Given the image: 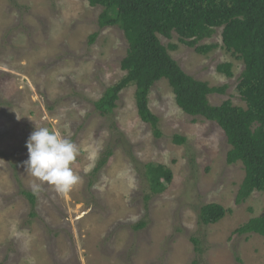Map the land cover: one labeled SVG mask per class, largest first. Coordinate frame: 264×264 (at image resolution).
<instances>
[{
    "label": "rangeland",
    "instance_id": "374dc122",
    "mask_svg": "<svg viewBox=\"0 0 264 264\" xmlns=\"http://www.w3.org/2000/svg\"><path fill=\"white\" fill-rule=\"evenodd\" d=\"M101 12L87 0H0V262L264 264V237L234 232L264 212V191L236 203L244 169L240 161L226 162L230 145L216 122L183 112L164 78L148 95L160 137L138 116L134 85L119 93L112 115L94 109L125 74L120 60L128 47L118 27H98ZM220 32L199 42L217 44L203 55L175 33L159 39L177 45L169 53L186 73L226 86L208 94L210 104L230 99L245 106L236 90L243 63L222 47ZM222 62L232 63V76L216 70ZM35 127L70 134L80 151L72 167L81 180L63 194L45 186L31 215L19 190H30L33 180L22 162ZM175 134L186 141L175 143ZM109 141L112 152L94 171ZM149 162L169 167L173 178L146 202L140 171ZM209 202L229 211L216 223H199V208ZM139 221L145 225L136 228Z\"/></svg>",
    "mask_w": 264,
    "mask_h": 264
},
{
    "label": "trees",
    "instance_id": "16d2710c",
    "mask_svg": "<svg viewBox=\"0 0 264 264\" xmlns=\"http://www.w3.org/2000/svg\"><path fill=\"white\" fill-rule=\"evenodd\" d=\"M87 1L91 7H102L97 18L98 27H118L128 43L125 56L120 60V68L125 74L93 102L94 109L102 116L112 115L119 93L134 85L137 114L150 126L153 135L160 137L159 117L150 110L148 95L153 84L164 78L172 89L176 105L183 112L214 121L223 130L230 145L226 162L240 161L244 169L236 203L244 201L254 190L264 191V0ZM217 28H221L222 47L243 63L236 90L245 106L233 104L230 99L218 105L210 104L208 94L224 93L226 86H210L186 73L169 53L177 49V45H163L159 39V36L171 39L175 33L179 43L193 47L195 52L203 55L217 44L199 42L211 37ZM97 34L89 35V43ZM231 69V62L216 66L219 73L227 76H232ZM173 141L182 144L186 138L175 134ZM111 143L109 141L100 152L94 171L107 162L112 152ZM140 174L146 188V202L162 192L173 178L169 167L153 162L142 164ZM19 191L30 204V214L35 215L36 196L31 190L20 188ZM228 211L220 203H205L199 208L198 221L213 224ZM144 225L145 222L139 221L135 227ZM234 232L264 237V212L249 218ZM191 240L197 250L198 240L196 237Z\"/></svg>",
    "mask_w": 264,
    "mask_h": 264
},
{
    "label": "clouds",
    "instance_id": "9594fccd",
    "mask_svg": "<svg viewBox=\"0 0 264 264\" xmlns=\"http://www.w3.org/2000/svg\"><path fill=\"white\" fill-rule=\"evenodd\" d=\"M25 147L28 158L22 166L33 178L29 187L34 196H38L45 186L63 194L80 183L81 178L72 167L80 151L70 134L62 136L48 127H35Z\"/></svg>",
    "mask_w": 264,
    "mask_h": 264
}]
</instances>
